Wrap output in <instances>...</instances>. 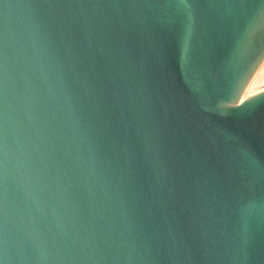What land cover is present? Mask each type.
Returning a JSON list of instances; mask_svg holds the SVG:
<instances>
[{
    "label": "water",
    "instance_id": "water-1",
    "mask_svg": "<svg viewBox=\"0 0 264 264\" xmlns=\"http://www.w3.org/2000/svg\"><path fill=\"white\" fill-rule=\"evenodd\" d=\"M264 0H0V264H264Z\"/></svg>",
    "mask_w": 264,
    "mask_h": 264
},
{
    "label": "rangeland",
    "instance_id": "rangeland-1",
    "mask_svg": "<svg viewBox=\"0 0 264 264\" xmlns=\"http://www.w3.org/2000/svg\"><path fill=\"white\" fill-rule=\"evenodd\" d=\"M262 89H264V62L262 63V65L260 66V68L258 69L256 74L254 75L253 82L249 83V85L245 91V94L246 95L253 94V93L258 92Z\"/></svg>",
    "mask_w": 264,
    "mask_h": 264
},
{
    "label": "snow or ice",
    "instance_id": "snow-or-ice-1",
    "mask_svg": "<svg viewBox=\"0 0 264 264\" xmlns=\"http://www.w3.org/2000/svg\"><path fill=\"white\" fill-rule=\"evenodd\" d=\"M261 100H264V97H260Z\"/></svg>",
    "mask_w": 264,
    "mask_h": 264
},
{
    "label": "bare ground",
    "instance_id": "bare-ground-1",
    "mask_svg": "<svg viewBox=\"0 0 264 264\" xmlns=\"http://www.w3.org/2000/svg\"><path fill=\"white\" fill-rule=\"evenodd\" d=\"M253 80H254V77H253V79H252V81H251V82H253Z\"/></svg>",
    "mask_w": 264,
    "mask_h": 264
}]
</instances>
